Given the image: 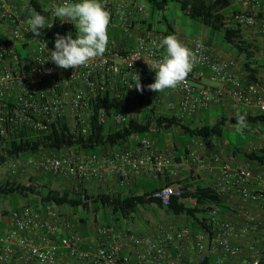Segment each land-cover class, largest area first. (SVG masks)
Here are the masks:
<instances>
[{"label":"built area","instance_id":"1","mask_svg":"<svg viewBox=\"0 0 264 264\" xmlns=\"http://www.w3.org/2000/svg\"><path fill=\"white\" fill-rule=\"evenodd\" d=\"M18 2L0 0V32L9 40V44L0 43L2 153L21 131L49 135L59 122L67 124L73 137H88L99 100L116 104L97 111V120L108 128H122L132 119L143 123L145 114L151 124L144 135L133 133L119 145L97 153L86 154L75 148L59 154L40 152L8 160L0 165L1 171L10 175L30 173L71 178L79 183L88 182L91 175L103 178L105 173H112L118 178L117 188L123 189L134 173L163 176L173 167L171 174L178 175L180 165L175 156L155 150L152 134L166 132L163 127L158 128V120L169 117L185 123L199 117L212 103L228 98L254 113L264 112V84L236 75L232 72L234 62L215 58L199 40L185 45L198 56L185 84L160 93L148 90L147 85L155 80V72L148 64L166 55L165 49L158 47L164 34L156 25L149 24V0H99L110 12L107 51L74 70L44 62L48 52L54 50L57 33L65 36L71 32L76 38L73 22L55 18L52 12L54 5L65 0H28L30 12L35 4L43 7V11L48 9L44 11L46 28L40 30L39 37L26 31L32 14L28 19L18 14ZM243 4V9L230 11L225 23L257 29L264 37V0H244ZM155 18L160 22L162 13H157ZM48 24L52 27L47 28ZM19 46L26 50L25 56L20 55ZM135 72L144 86L142 93L130 88ZM206 78L217 86L193 85ZM245 131L252 140L240 154L224 156L214 138L192 137L184 147L186 162H191L196 171L213 176L209 187L224 204L207 206L206 225L201 232L169 225L158 227L154 236L137 235L130 229L101 223L95 227L97 247L82 250L80 236L68 223L64 226L66 234L59 242L51 239L58 232L56 222L41 223L39 228L45 232L42 242L37 243L33 235L38 225L37 214L31 207L22 206L11 212L9 232L3 231L0 222V264H8L16 251L26 264H59L61 254L72 264H177L172 248L179 249L183 243L190 242L196 252L191 264H264V159L260 162L245 158V154L264 158V125L246 127ZM181 195V185L164 183L151 197L167 207L172 197Z\"/></svg>","mask_w":264,"mask_h":264},{"label":"trees","instance_id":"2","mask_svg":"<svg viewBox=\"0 0 264 264\" xmlns=\"http://www.w3.org/2000/svg\"><path fill=\"white\" fill-rule=\"evenodd\" d=\"M236 0H149L150 19L154 20L157 13H162L170 3H177L184 9V13L191 19L198 21L202 26L207 28L211 35L222 34V39L226 43H235L236 32L226 27V16L229 11L237 12L235 5ZM34 4V3H33ZM35 10L42 15L44 14L43 7L35 4ZM31 14L32 11H31ZM45 15V14H44ZM163 20L168 22L163 15ZM162 21V20H161ZM66 28L67 26H63ZM68 28V27H67ZM236 35V36H235ZM0 43L9 44V40L3 33L0 32ZM237 46V45H235ZM239 49L246 53V62L244 69L247 72L249 80L258 81L257 70L251 67V60H253V53L243 46L238 45ZM20 55L24 56L19 50ZM123 104V103H121ZM108 106L114 107L115 103L108 100H99L95 107V114L93 116V130L91 134L84 137H73L69 133L66 123L59 122L52 127V132L49 135H32L25 131H21L7 144L4 153L0 148V165L5 164L8 160L17 158H24L38 155L40 152H48V154H59L62 150H82L86 154L97 153L106 150L108 147L119 145L125 141L133 133L144 135L150 128V120L148 115H144L145 122L139 123L136 119H132L128 124L119 129H111L102 125L97 120V111L99 108ZM246 116L247 127L261 128L264 125V112H255L251 115L245 114L243 111L238 112ZM237 114L228 118L223 115L216 123L211 124L207 120L202 124L197 125L191 121L185 123L178 122L175 118L169 119L165 117L157 121L158 128L163 127L165 131H172L173 128H178L181 131L180 135L174 137L175 143L184 144L188 138L202 137V138H218L226 135L225 131L228 126H234L237 123ZM164 124V126H163ZM246 129V128H245ZM244 129V130H245ZM154 138L161 140V134H152ZM233 144V151L235 154L243 153L244 145ZM245 158L256 159L263 161L262 155L252 154L246 155ZM48 175H41V180L47 178ZM50 178V176H48ZM32 182L30 185H25L19 180H11L0 183V202L2 200H11L15 202V209L20 199H29L34 196L33 201L29 202L32 205L41 203L43 206H57L68 207L72 210L78 211L80 208L86 212H92L102 215V219L107 225L119 226L112 224V220L119 224L121 220H127L136 214L140 207L155 206L156 209H162L168 216H183L187 221L191 222L190 228L198 233L201 232L206 225L207 206L211 203L224 206L217 194L210 188L201 184L195 187L188 186L185 181L181 182L182 195L180 197H172L171 203L167 207H163L159 201L152 198V194L163 187V185H144L135 186L128 189L126 193V186L123 189L109 192H89L85 187H78L75 191L65 190L59 192L51 189L48 184L42 186L34 185L36 179L30 177ZM173 183H166V186ZM81 185V184H80ZM79 185V186H80ZM194 200L195 204L190 205L188 200ZM97 216V215H96ZM95 216V217H96Z\"/></svg>","mask_w":264,"mask_h":264},{"label":"crops","instance_id":"3","mask_svg":"<svg viewBox=\"0 0 264 264\" xmlns=\"http://www.w3.org/2000/svg\"><path fill=\"white\" fill-rule=\"evenodd\" d=\"M243 3L244 2H242V4H237L239 9L244 8L245 5ZM17 7H18L17 8L18 14H21L23 16L27 14H31L28 0H19V2L17 3ZM161 20L162 21L157 22L156 18H154V20L150 19L149 24L156 25L159 31H161L164 34V37L168 35H175L178 38V40L184 45H187L192 40H199L203 42L209 48V50L211 51L212 55L215 58L234 62L235 67L233 68L232 72H234L239 77L244 78V80L247 79V72L244 69V66L248 61V59L246 58V53L244 52V50L239 49L238 45L243 46V48L247 47V49L251 51L254 55L253 60H251V67L257 70L256 76L258 77V82L264 84V37L257 31V29L236 26L234 24H226V27L233 30H238V32H236L237 36L235 35L236 41L235 43L231 44V43H226V41H224L220 35H211L208 29H202V33L199 36L189 37L186 34H183V32H178V30L173 24L166 21L164 22L163 14ZM193 85L197 88L215 87L217 86V83H213L208 78H206L200 81H195ZM240 111H243L247 115H251L254 113L252 110L248 109L247 107L238 105L232 99L229 98L223 99L218 103H212L211 106L205 112H203L196 119L191 120V122L200 125L202 124L203 121L207 120L208 122L211 123L213 120H217V121L218 119L220 120V118L223 115H225L228 118H232ZM227 128H229V126ZM165 133L166 132L161 134L162 136L161 140L158 138L154 139L155 150L158 153L173 154L175 156L176 161L180 165V168L178 170V175L171 174V170H173V167H170L163 176L149 175L143 172L134 173L131 175L130 181L126 184V193H128L129 188H133L136 185L140 187V186H144V185L146 186L152 184L163 185L164 183H173L172 185L176 187L177 185H181L180 183L183 181H185V184L192 187H195L197 184H201L205 187H209V185L211 184L213 180V176L203 171L201 172L196 171L194 169V166H192L191 162L187 163L185 160L184 147L190 141L191 138H188L184 144L181 143L176 144L174 137L180 135L181 131H179L178 133L174 132L176 134L170 140L167 138V135ZM225 136L214 138V141L217 144L221 153L224 154V156H229L234 153L232 148L233 143L227 141ZM167 140L170 141V144H168ZM117 180L118 178L112 173H105L103 175V178H98L96 176L91 175L88 182H85V183H91L90 184L91 187L86 186V189L89 192H97V193L103 191L104 192L117 191L119 190V188H117ZM6 201H10V200H2L0 202V222L3 226V231L9 232L12 228V225L9 221V217L14 209L11 211V209L7 208L6 205H4ZM187 203H189L190 205L195 204L194 201L191 199L188 200ZM40 205L42 204L40 203ZM42 207L44 208L42 209L41 214H39L36 211L38 225L35 226L33 231V235L37 243L42 242L41 237L45 232L44 230L39 228V225L44 222L54 221L56 222V225L58 227V232L57 235L51 236L52 240L59 242L60 239L64 237V235L66 234L64 230V226L68 223L71 224L73 231L80 236L82 241V245H81L82 250H89L97 247L98 242L96 239L97 235H96L95 227L98 224L105 223L104 220L102 219V216L100 219L98 215L94 217L91 212H87V213H91L92 215L91 218H88L85 216H81L79 211L72 210L68 207H57V206L45 207L43 205ZM49 207H56V211L53 213L52 212L49 213L48 212ZM168 220L169 221L166 223V225H161V226L167 227L171 225L176 229H182L184 227L191 226V222L187 221V219L183 216H178V217L171 216V218ZM117 227L123 230L129 229V228H124L122 226H117ZM158 227H160V224L151 223L148 224V226L146 225L145 228L140 229L134 233H136L137 235L154 236L158 232ZM172 256L174 257V259L178 260L177 264H191L196 258V252L193 249V244H191V242L183 243L179 249H175L174 247L172 248ZM20 257H21V253L19 251H16L15 256L11 259V261L8 264H26L20 259ZM59 264H72V261L66 255L61 254Z\"/></svg>","mask_w":264,"mask_h":264},{"label":"clouds","instance_id":"4","mask_svg":"<svg viewBox=\"0 0 264 264\" xmlns=\"http://www.w3.org/2000/svg\"><path fill=\"white\" fill-rule=\"evenodd\" d=\"M45 12L48 9L44 10ZM52 12L55 18L72 21L76 29V38L71 32L65 36L56 34L54 50L48 52V58L62 69H76L87 65L97 57H102L107 51L109 44L108 27L110 24V12L99 2V0H81L78 3H69L65 0L60 5H54ZM32 17L27 21L28 28L35 37L41 35V29L46 28V16L32 10ZM48 24L47 28H51ZM47 50V42H44ZM158 47L166 50L159 60L148 64L155 72V80L147 85V89L160 93L166 89H175L186 83V78L192 72L194 65L198 62L197 53L182 44L175 35H168L160 40ZM43 63V62H42ZM133 85L139 92L144 91L138 72L133 76ZM123 116V115H121ZM236 131L243 133L247 127L246 116L237 113ZM43 261V256L41 257Z\"/></svg>","mask_w":264,"mask_h":264},{"label":"rangeland","instance_id":"5","mask_svg":"<svg viewBox=\"0 0 264 264\" xmlns=\"http://www.w3.org/2000/svg\"><path fill=\"white\" fill-rule=\"evenodd\" d=\"M242 2H244V0H236L235 1V5H236L237 9H239L237 4H242ZM230 11H232V10H230ZM230 11L228 14H230ZM162 14L164 15V17L166 18V20L169 23L173 24L176 27L178 32H183V34H186L189 37L199 36L202 33V29H207L204 26H202L198 21L189 18L184 13V9L180 5H178L177 3H170L169 6L162 12ZM28 15L29 14L24 15L23 18L28 19L29 18ZM164 22H165V20H164ZM220 36L222 37L223 35L220 34ZM19 50L21 51V53L24 56L26 55V50L23 49V46H19ZM216 121L217 120H213L211 122V124L216 123ZM198 124H200V123H198ZM179 131L180 130L175 129V130L169 131V132L166 131L165 134L167 135V138L170 140ZM174 132H176V133H174ZM225 133H226L225 138L227 139V141H229L233 144H241L243 142H248L249 140H252V138H250L251 136L249 135V133L246 132L245 130L243 131L242 134L240 132H237L236 131V125L229 126V128L226 129ZM169 140H167L168 144H170ZM48 176L43 182L41 180L40 174L32 175L30 173H17L15 175H10L7 172L0 170V183L6 182V181H11V180H19L25 185H30L32 182L29 180V178L32 177V178L36 179L34 181V185L42 186V185L47 183L51 189H53L55 191H59V192H64L65 190L75 191V189L77 187H85L86 188V186L89 187L91 184V183H79V182H77L71 178L51 177V176L49 178ZM33 199H34V196H30L29 199H20V200H18L19 204L17 206L18 207L29 206L35 211V213L38 212L39 214H41L42 209L44 207H42V205H40V203L38 205L30 204L29 202L30 201L32 202ZM4 205H6L7 208L11 209V211L13 209H15V206H16L15 202L11 201V200L6 201L4 203ZM48 210H49L48 211L49 213H51V212L53 213L56 211V207H49ZM78 211H79L81 216H85L88 218H91V216H92L91 215L92 212L87 213L86 211H83L81 208ZM58 213H60V212H58ZM92 214L94 217L96 215H98L99 218L101 219L102 215L100 212L96 215H95V213H92ZM170 218H171V216L166 215L162 209H156L155 206H144V207H140L138 212L136 214H134L131 218H129L127 220H121L119 222V224L116 223L114 220H112V224H117V225L122 226L124 228H129L133 232H137L138 230L145 228L146 225L148 226V224H151V223H154V224L158 223V224H160V226L166 225V223L169 221L168 219H170Z\"/></svg>","mask_w":264,"mask_h":264}]
</instances>
